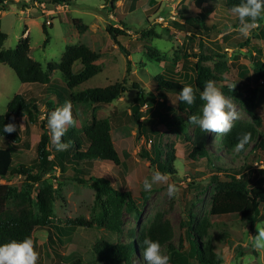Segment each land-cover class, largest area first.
I'll return each instance as SVG.
<instances>
[{
  "label": "rangeland",
  "instance_id": "obj_1",
  "mask_svg": "<svg viewBox=\"0 0 264 264\" xmlns=\"http://www.w3.org/2000/svg\"><path fill=\"white\" fill-rule=\"evenodd\" d=\"M110 1L68 0L66 5L54 8L47 5L46 9L36 7L31 0L0 2V31L6 34L3 48L13 49L21 37L28 36L30 57L46 70L47 63L61 60L67 46L83 43L98 52L99 57L95 63L101 65L102 70L79 85L76 91L104 87L121 81L126 72V62L129 61V78L139 81L143 88L156 94L154 78L158 75L188 80L183 78L181 51L196 50L198 40H195V43L187 41L185 36L189 27L181 29L177 24L182 23L183 17L196 15L203 10L202 13H209V17L216 15L218 18L208 38L203 36V31L200 35L204 39L205 51L211 54L219 51L220 54L226 55L229 62L228 70L216 84L240 112L241 118L235 121L234 125L237 122L253 124L258 134H262V128L256 126L254 118L264 120V82L254 79L247 81L248 85L257 88L253 100L249 103L242 91L238 90L234 96L228 93L231 92L230 86L234 85V81L243 80V73L251 76L249 51L252 48L257 46L261 49V60L264 62V38L256 29L251 33L255 32L256 36L250 40L248 46L243 45L245 38L237 30V18L228 14L220 0H153L154 3L151 4H148V0H115L113 4ZM31 19L33 21H30ZM47 19L51 25L45 23ZM110 25L123 30V34L117 36L121 48L114 45L107 32ZM223 35L227 37L224 41ZM46 38L48 41L45 43ZM242 45L244 47L241 48ZM234 55L238 59L233 61ZM216 60L219 58L214 56L207 64L213 66ZM79 65L76 63L74 69H78ZM153 72L156 75H152ZM59 79L60 72H52L51 82L58 87L57 91L65 95L67 88L61 85ZM40 86L41 84L22 83L10 67L0 63V114L6 111L7 102L15 94H22L29 99V95L39 93L44 88ZM56 92L50 88L43 94L49 96ZM135 93L136 89L127 87L117 100L109 103H73L75 129L88 124L93 114L97 118L109 117L114 108L120 123L113 120L110 132L120 165L101 161L95 162L91 168L80 164L70 165L64 173L57 168L52 175L45 176V182L50 185L51 194L54 196L53 213L50 228H36L33 232L35 250L39 253L37 264H55V257L49 247L52 245L48 243L47 235L56 234L60 239H64L65 232L71 241L65 246L62 244L56 247V251L63 256L59 264H100L96 261L97 247L101 243L117 240L135 243L137 248L132 264H144L138 246L139 235L156 214H161L164 220L169 221L173 233L171 241L176 249L181 250L179 243L182 248L186 246L183 235L184 230L188 228L187 223L190 220L204 221L208 224L207 233L213 249L221 258L219 264H264V249H255L252 246V237L257 233L255 224L250 228L248 223L241 221L236 214L211 216L209 213L211 196L216 185L211 176L218 174V179L223 181L228 180L226 174L210 169L205 157H197L195 160L186 157L192 149L204 143L217 167L239 168L248 158L253 157V142L243 152L225 151L220 142V137L224 135L201 131L198 126L188 123L189 115L175 110L177 95L174 93L166 94L165 105L161 104V99L156 95L152 105L141 107L144 117L153 119V128L157 134L149 131L140 134L135 122H126ZM62 105L56 104L53 108ZM41 106L42 104L36 122H29L27 117L18 119L21 138L25 135L29 138L26 148L16 152L18 161L27 162L35 156V147L32 145L40 137L41 126L45 125L47 128V118H43L46 110L49 113L51 108L43 105L42 109ZM166 106L170 107L171 111L166 110ZM201 109L202 106L199 115ZM162 115L168 117V122L157 124L156 119ZM74 128L70 127L68 132L71 133ZM151 146L160 148L161 158L167 163L166 167L170 168L161 173L169 176L168 183L178 187L179 191L173 197L168 195L167 184H153L151 191L143 189V180H151L154 170H157L155 165H149L147 160L140 157L143 151L153 156ZM49 148L51 152H56L54 147ZM258 154L259 159L252 163V168L261 169L264 168V159L261 157L263 153L258 151ZM119 171L124 175V182L120 179ZM97 175L108 177L114 188L128 191L135 203L134 207L123 209L119 218L120 228L116 232L95 223L98 216L95 189L88 182L90 177ZM25 183L27 182L23 176L19 175L9 179L0 178V184L16 186L17 189L24 187ZM14 205L8 204L11 208L16 207V204ZM261 213L264 214V205L261 206ZM73 220L81 221L83 225L75 229L67 228ZM256 223H264V218ZM88 224L92 225L87 226ZM53 225L57 227L56 230L52 229ZM162 253L166 254L165 248Z\"/></svg>",
  "mask_w": 264,
  "mask_h": 264
},
{
  "label": "trees",
  "instance_id": "obj_2",
  "mask_svg": "<svg viewBox=\"0 0 264 264\" xmlns=\"http://www.w3.org/2000/svg\"><path fill=\"white\" fill-rule=\"evenodd\" d=\"M31 1L33 4L45 3L50 6L66 5L68 3V0ZM0 2L2 1L0 0ZM110 2L113 4L115 0ZM239 3H241V0H220V4L226 8L228 14L232 17L236 16L231 13L230 9ZM202 11H199V15L190 14L183 17L181 24L176 23L181 29H184L185 26L189 27V30H187L189 34L185 36L187 41L195 43V40H198L196 42V50L181 51L183 78L188 80L182 81L172 76L158 75L154 78L156 94L143 88L139 81L129 78L131 72L129 61L126 62V72L121 81L104 87H90L76 91L79 85L102 70L101 65L95 63L99 57L98 52L91 50L83 43L67 46L61 60L47 63L46 70H44L29 55L28 36L21 37L13 49H4L3 44L6 34L0 31V63L10 67L22 83L46 85L49 89L53 88L55 92L58 87L51 82V74L54 71H59V81L62 86L67 88L65 95L60 91L53 94L59 103H62L63 100L71 103H109L117 100L126 91L127 87L136 89L133 103L130 105L126 116V122H135L140 134L141 132L146 134L148 131L156 133L155 128H153V119L144 117L141 111V107L144 104L152 105L156 95H158L161 99V104L165 105L166 94L174 93L177 95L176 111L187 115H199L200 107L203 105L199 95L205 81L213 80L218 82L229 68V62H227L225 54H220L219 51H215L213 54L205 51L203 46L204 39L201 37L200 32L203 31L205 33L203 36L208 38L210 32L215 28L218 18L216 15L209 17V13H202ZM237 21L239 22L238 18ZM259 24L260 27L256 28V30L264 38V19H260ZM43 26H45V23H43ZM107 32L113 42L121 48L117 36L123 34V30L110 25L107 27ZM255 36L256 34L253 32L244 40L243 45L248 46L250 40ZM226 38L225 35L222 36L223 41ZM47 41L48 39L46 38L45 43ZM224 43L227 44V42ZM243 45L240 47H244ZM249 53L251 54L250 60L252 64L251 76L243 73L241 76L243 80L234 81L235 88L228 92L234 96L238 90L242 91L248 103L253 100L257 92L256 87L248 85V80L254 79L257 82L259 80L264 82V62L261 60V49L256 46ZM214 56L219 58V60L214 61L213 66L208 65V61H212ZM234 59H238L236 55H234L233 61ZM76 63L80 65L75 70L74 65ZM185 82H190V85L195 90L196 102L193 105H187L178 100L179 91L183 85H187ZM47 105L50 107L49 104ZM50 108L51 111L55 109L53 107ZM165 108L171 111L170 107L166 106ZM47 111L43 119H46L50 113ZM40 113L35 98L29 100L18 93L7 102L6 111L0 114V178L9 179L19 175L23 176L24 181L27 182L24 187L19 189L16 186L0 184V245L11 240L20 241L26 237L33 240V232L36 228H50L54 196L51 194L50 185L45 182L47 174L52 175L57 168L61 173H64L70 165L77 166L80 164L91 168L98 161L111 162L116 166L120 165L119 155L110 132L112 120L110 118H97L94 114L90 122L82 128L76 129V132H74L75 129L71 133L67 131L63 137L64 142H71V146L67 151L51 152L49 148L50 134L45 125H42L40 137L32 145V147H35V156L27 162L24 161L26 163L18 161L17 153L21 148H26L29 139L27 135L21 138L18 119L27 117L29 122H36L38 120L36 118ZM110 114L112 118L115 113L111 111ZM156 120L157 124H160L168 122V117L162 115ZM9 122L17 125V131L11 134L3 132V126ZM254 122L256 126L262 128L261 135L258 134L253 124L237 122L227 135L220 137L221 147L225 151L231 152L238 142L240 133L250 132L252 134L251 142H253V146L251 150H254L252 152L253 157L248 158L241 167H217L213 163L211 154L204 143L192 149L186 156L190 160H195L197 157H205L210 164V169L215 170L216 173L222 172L226 174L228 180L223 181L218 179V174H212L211 176L216 185L211 196L210 215L236 214L241 221L248 223L250 228H253L257 221L264 218V214L261 213V206L264 205V168H252V163L259 159L258 151L263 153L261 157L264 159V120L254 118ZM250 143L246 144L245 148ZM52 147L54 146L52 145ZM150 149H152L153 156L142 150L140 157L147 160L149 165H155L160 172L170 170V168L166 167L167 163L163 162L161 158L160 148L151 146ZM118 173H120V179L124 182V175L120 171ZM88 183L95 189V204L98 207L96 225L116 232L120 228L119 218L123 209L135 206L130 193L114 188L108 177L102 175L94 176V178L90 177ZM8 204H16V207L11 208ZM187 224L188 228L184 230L183 235V241L186 246L182 248V244L179 243L181 250L176 249L171 241L173 233L169 221L164 220L161 214H156L139 235L138 246L141 255L144 247L143 240L147 236L154 241H158L161 245V250L163 248L166 249V255L169 256L171 264H188L189 262H194L195 264H219L221 258L217 256L208 238V224L204 221L192 220ZM82 225L81 221L73 220L70 221L67 228L75 229ZM91 225L88 224L87 226ZM52 229L56 230L57 227L53 225ZM57 233L59 232L57 231ZM63 234L64 239H60L56 234L47 235L48 243L52 245L49 247L55 257V264H59L63 260V256L56 251V247L62 244L65 246L71 241L66 232ZM136 248L137 246L133 242H120L119 240L112 243L104 242L97 247L96 261L100 264H132Z\"/></svg>",
  "mask_w": 264,
  "mask_h": 264
},
{
  "label": "clouds",
  "instance_id": "obj_3",
  "mask_svg": "<svg viewBox=\"0 0 264 264\" xmlns=\"http://www.w3.org/2000/svg\"><path fill=\"white\" fill-rule=\"evenodd\" d=\"M231 13L239 20L237 29L243 38H248L252 31L260 27L259 20L264 19V0H241V3L230 9ZM231 28V26H229ZM156 75V73H152ZM231 90L235 85L230 86ZM199 98L203 101L201 115H189L188 123L198 126L205 133L215 135H227L233 128L235 121L241 118L240 112L231 99L226 97L213 80H207L200 92ZM178 100L187 105L196 102V93L192 86L183 85L178 93ZM174 103V102H173ZM76 125L73 116L72 104L66 101L62 106L52 110L47 116V127L50 134V143L56 151H67L71 142H64L63 137L70 127ZM17 131V125L9 122L3 126V132L13 133ZM252 134L242 132L234 151L239 153L250 143ZM169 176L154 170L151 180H143V189L151 191L153 184H167L169 197L175 196L179 189L175 184L168 183ZM257 233L252 237V246L255 249H264V223H255ZM142 256L145 264H169V256L162 253L161 245L149 237L143 240ZM39 253L35 250L34 241L26 237L23 240H11L0 245V264H37Z\"/></svg>",
  "mask_w": 264,
  "mask_h": 264
},
{
  "label": "crops",
  "instance_id": "obj_4",
  "mask_svg": "<svg viewBox=\"0 0 264 264\" xmlns=\"http://www.w3.org/2000/svg\"><path fill=\"white\" fill-rule=\"evenodd\" d=\"M166 1H168V0H166ZM2 2H5V0H2ZM151 3H154V1L153 0H148V4H151ZM37 11H38V9H37ZM30 21H33V20L31 19ZM186 33H187V35L189 34L188 31H186ZM23 35H25V34H23ZM114 45H116V44H114ZM91 50H93V49H91ZM40 87H44V88L39 93H35V94H32V95H29V96H31V97H29V100H31L32 98H35L37 100L38 107H40L41 104H42V106H41L42 109L45 107V105L48 106L47 104H49L50 107H56V104L61 105V104H64L67 101V100H63L62 103H59V102H57L56 98H54V100H53L52 98L55 97L53 94H51L49 96H47V94H43V92L46 93L47 90H49V87H47L46 85H41ZM28 92L30 93V90H28ZM71 104L73 105V103H71ZM43 105H44V107H43ZM111 105H113V103ZM39 110H41V109L39 108ZM112 111H114V113H115L114 114V117L111 118L110 117L111 114H109V117H107V118H110L112 120V123H113V120H118V122L120 123V119L118 118V114L115 112L114 108H113ZM48 131H49V129H48ZM74 131H76V129ZM50 146L52 147V144L51 143H50L49 147Z\"/></svg>",
  "mask_w": 264,
  "mask_h": 264
},
{
  "label": "built area",
  "instance_id": "obj_5",
  "mask_svg": "<svg viewBox=\"0 0 264 264\" xmlns=\"http://www.w3.org/2000/svg\"><path fill=\"white\" fill-rule=\"evenodd\" d=\"M168 1H170V0H168ZM118 3H119V1H117ZM36 6H40L41 8H45L46 9V7H47V5L45 4V3H34ZM57 6H60V5H54L53 6V8L54 7H57ZM45 23L47 24V25H50L51 24V22H50V20L49 19H47L46 21H45ZM144 105H146V104H144ZM149 141V143L151 142V140H148Z\"/></svg>",
  "mask_w": 264,
  "mask_h": 264
}]
</instances>
